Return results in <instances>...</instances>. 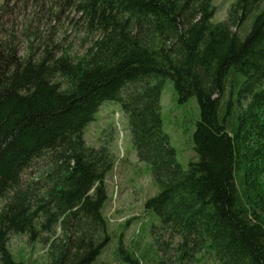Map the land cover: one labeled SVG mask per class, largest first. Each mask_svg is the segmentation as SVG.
Masks as SVG:
<instances>
[{
	"label": "trees",
	"instance_id": "1",
	"mask_svg": "<svg viewBox=\"0 0 264 264\" xmlns=\"http://www.w3.org/2000/svg\"><path fill=\"white\" fill-rule=\"evenodd\" d=\"M66 2L100 35L82 57H21L0 29V264H19L12 234L37 239L59 228L51 264H93L112 241L104 210L114 162L85 139L105 102L128 117L158 188L146 211L178 253L264 264V0H236L217 23L215 0ZM249 18L244 36L234 31ZM166 81L180 103L196 97L200 107L187 168L164 129ZM40 161L46 178L24 188V172ZM117 253L147 262L124 245Z\"/></svg>",
	"mask_w": 264,
	"mask_h": 264
},
{
	"label": "rangeland",
	"instance_id": "2",
	"mask_svg": "<svg viewBox=\"0 0 264 264\" xmlns=\"http://www.w3.org/2000/svg\"><path fill=\"white\" fill-rule=\"evenodd\" d=\"M66 1L0 0L3 41L15 46L21 57L32 50L40 57L46 49L54 50L58 56L68 51L74 58L82 57L100 35L91 33L75 5ZM235 2L215 0L214 22H226ZM250 24L251 18L234 31L244 36ZM162 117L164 129L177 151L178 161L187 168L189 162L196 159L193 134L200 119L197 98L180 103L173 83L166 81ZM85 139L91 148L107 149L114 162L113 170L106 179L109 201L104 210L112 241L93 264H127L117 253L120 245L137 250L140 258L145 257L146 264H219L210 253H198L189 259L178 253L175 241L159 231L157 218L146 211L145 202L157 194L158 188L150 165L138 159L128 117L119 103L105 102L102 105L96 120L87 127ZM49 169L47 161L37 162L24 172L23 187L42 182ZM61 236L59 228L55 236L40 233L37 239L12 234L10 250L19 264H51L50 244Z\"/></svg>",
	"mask_w": 264,
	"mask_h": 264
}]
</instances>
